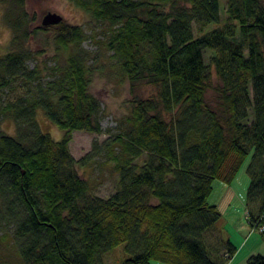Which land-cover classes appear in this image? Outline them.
<instances>
[{
    "label": "trees",
    "instance_id": "obj_1",
    "mask_svg": "<svg viewBox=\"0 0 264 264\" xmlns=\"http://www.w3.org/2000/svg\"><path fill=\"white\" fill-rule=\"evenodd\" d=\"M70 1L102 28L131 84L124 127L103 144L119 183L109 197L94 194L78 171L93 152L81 160L70 152L74 131L103 132L89 35L58 24L56 63L43 76L28 66L37 53L16 48L34 33L23 12L0 57V91L25 89L1 109L17 124L16 137L0 127V241L18 260L6 264H107L123 244L120 264H226L237 249L217 232L222 215L208 200L252 149L248 220L264 225V0H228L225 20L221 0ZM144 84L155 96L135 92ZM40 108L64 132L60 141L42 131ZM247 264H264V255Z\"/></svg>",
    "mask_w": 264,
    "mask_h": 264
},
{
    "label": "rangeland",
    "instance_id": "obj_2",
    "mask_svg": "<svg viewBox=\"0 0 264 264\" xmlns=\"http://www.w3.org/2000/svg\"><path fill=\"white\" fill-rule=\"evenodd\" d=\"M227 1L221 0L223 20L227 17ZM23 12L27 14L30 21L29 32L34 33L27 40L19 41L16 44V48L21 49L22 47H27L33 53H37V55H33L28 61V66L32 69L36 65H40L43 68V76L48 75L49 71H46V69L48 70L50 67L55 66L56 63L54 60L56 53L54 36L58 27L57 25H53L47 31L40 29V27H45L42 22L46 14L49 12L57 13L63 16V21L82 26L89 35V38L84 42V47L92 53L93 58L90 63L93 64L90 92L101 103L99 119L103 132L97 134L87 131H74L72 141L70 142V152L77 160H81L93 152L94 158L89 161L87 166L83 167L79 165L78 171L82 178H86L89 181L94 194L101 197H109L118 187L119 175L113 165L107 161V154L103 148V144L109 138L118 134L124 127V119L131 110V100L133 98L131 84L122 77L118 67L114 65V61L111 58L112 52L105 46V36L103 35L102 28L93 22L89 14L75 6L70 0H25L24 9L18 6L16 0H0V57L8 51H11V42L14 37L12 23L17 21ZM195 27L196 35L198 36L200 35L199 26L196 25ZM211 55V51L207 50V63ZM156 91L155 86L144 84L139 89H136L135 92L144 98H149L155 96ZM24 94L25 89L20 83L12 84L0 91V127L11 136H17V124L12 118H4L1 114V109L8 102L15 101ZM36 118L44 133L50 134L56 141H60L63 138L64 132L49 120L43 109L40 108L37 110ZM95 142H98L99 146L95 147ZM253 155L254 149L250 151L249 156L233 181L236 190L240 191L238 192L240 197L246 201L247 189L251 183L248 168L252 162ZM221 196V190L217 188L208 202L213 203L216 201L217 203ZM237 203L232 206L227 217L221 219L216 225L217 232L225 241H228V234H231L235 239L240 237L242 241L246 240L244 234L237 231V225H235L239 213L233 216L231 214L233 208L238 206L240 213L245 214L243 218L248 224L246 219L248 209L246 210L247 206L244 207L243 202L241 203L238 199ZM258 236L263 238V236ZM213 238L214 235H211L209 239L210 243ZM128 256L125 250V244H123L107 256L106 262L107 264H120ZM17 261L16 255L10 246L0 241V264ZM152 264L166 263L153 261Z\"/></svg>",
    "mask_w": 264,
    "mask_h": 264
},
{
    "label": "crops",
    "instance_id": "obj_3",
    "mask_svg": "<svg viewBox=\"0 0 264 264\" xmlns=\"http://www.w3.org/2000/svg\"><path fill=\"white\" fill-rule=\"evenodd\" d=\"M217 188L218 190H221L222 196L217 203L216 201H214L213 203H210V204L216 205L218 207L222 215L221 219H223L224 217H227L228 212L230 211L233 205L238 204L237 199L241 203L243 202L244 207L247 206V201L244 198L240 197L238 193L240 191L236 190V188L234 187V182L231 184H228L222 181L215 182L214 190L212 194L210 195L209 199L212 197L213 193L215 192ZM246 210H247V207H246ZM237 213H239V216L237 217L235 221V225H237V231L244 234L246 240L242 241L240 237L235 239V237H233L231 234H228L227 236L228 240L232 242V244L236 247L237 251L229 259V261H227L226 264H247L248 259L252 255H255V254L264 255V233L253 228V226L249 223L248 213L246 215L248 224L245 222L243 218L245 214L243 215L242 213H240V208L238 206L233 208L231 215L233 216L234 214H237ZM258 235L263 236V238L259 237Z\"/></svg>",
    "mask_w": 264,
    "mask_h": 264
},
{
    "label": "water",
    "instance_id": "obj_4",
    "mask_svg": "<svg viewBox=\"0 0 264 264\" xmlns=\"http://www.w3.org/2000/svg\"><path fill=\"white\" fill-rule=\"evenodd\" d=\"M63 20H64L63 16L57 13L49 12L48 14L45 15L42 23L43 26L47 27V26L58 25L61 22H63Z\"/></svg>",
    "mask_w": 264,
    "mask_h": 264
},
{
    "label": "built area",
    "instance_id": "obj_5",
    "mask_svg": "<svg viewBox=\"0 0 264 264\" xmlns=\"http://www.w3.org/2000/svg\"><path fill=\"white\" fill-rule=\"evenodd\" d=\"M255 229L259 230L260 232H264V225H262V226H255Z\"/></svg>",
    "mask_w": 264,
    "mask_h": 264
}]
</instances>
